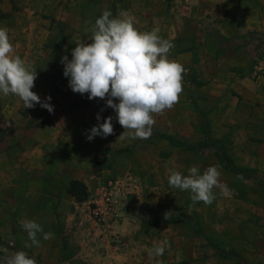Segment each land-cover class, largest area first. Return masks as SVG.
<instances>
[{"label": "rangeland", "instance_id": "rangeland-1", "mask_svg": "<svg viewBox=\"0 0 264 264\" xmlns=\"http://www.w3.org/2000/svg\"><path fill=\"white\" fill-rule=\"evenodd\" d=\"M136 3L140 5L136 0H0V27H7L9 36H13L14 41L20 44V58L36 67L37 79L32 91L41 100L50 96L49 103L54 109L49 113L39 104L31 109L23 108L18 97L0 94V247L8 249L7 255L24 251L35 259L36 264H51L47 262L57 259L55 250L43 249V233L37 234L40 247H24L25 242H31L21 221L33 220L41 226L48 222L49 218L42 210L36 212L31 208L34 203L47 205L43 196L36 197L31 190L36 186L34 177L39 172H53L60 169L59 164L72 175L83 173L89 167L92 175L100 177L99 184L108 179L130 177L133 185L141 188L140 199L150 203L152 208L159 206L187 210L191 219L203 226L205 239L210 244L226 241L227 238L232 240V232L243 228L244 224H250L252 218L264 219V153H256L261 146L255 145L253 141H249L252 144L234 143L238 130L235 126L241 127L247 123L250 113L240 108L229 116L225 115L223 105H227L229 98L219 93L206 94L205 91L200 93L191 89L201 87L206 82L184 75L179 103L171 110L154 116L156 123L152 130L185 144H195L202 139L201 122L204 121L211 139L221 144L228 138V143L221 144L225 154L236 166L250 174V178L243 179L229 172L217 160L214 148L203 146L197 152L184 151L153 134L149 139L135 140L145 145L142 150L132 153L134 145L127 144L134 140L118 138L124 129L119 125L115 111L108 107L105 114L87 113L85 108L96 99L89 100L87 94L74 93L68 86L69 78L63 75L61 57L66 55L71 59L75 41H91V29L104 10L111 11L115 18L121 11L135 8ZM106 99L97 100L100 105L104 101L106 106ZM114 102L118 103L116 100ZM74 110L83 111L84 114H79L85 121H93L94 126L111 116L113 134L96 136L89 141L86 138L89 127L85 126V122L82 130L85 145L82 148L76 146L73 140L52 141L53 130L48 129L50 123L59 121L63 115V118L67 116L73 120L75 115L71 112ZM97 114L100 116L99 121ZM260 115L259 110L256 111L255 116ZM225 118L229 119L228 125H225ZM65 132H69L74 139L80 133L75 129ZM240 133L244 142L255 134L254 130L245 129ZM109 144H115L116 147L108 152ZM59 148H66L67 152H74L78 148L77 157L81 155L79 165L74 168L68 158L58 162L54 154L55 149ZM99 158L105 165L104 172H100L96 166V159ZM194 166L200 170V174L209 166H219L220 181L230 190L229 195H221V190L216 188L213 190L216 199L212 204L200 202L193 205L189 191L169 186L170 170L188 175V169ZM12 195L16 202L12 200ZM4 255L0 252V258Z\"/></svg>", "mask_w": 264, "mask_h": 264}, {"label": "crops", "instance_id": "crops-1", "mask_svg": "<svg viewBox=\"0 0 264 264\" xmlns=\"http://www.w3.org/2000/svg\"><path fill=\"white\" fill-rule=\"evenodd\" d=\"M136 1L140 5L136 3L135 8L121 12L134 17L138 30L151 31L159 28V35L175 45L170 51L169 59L184 66V75L206 82L201 87L191 89L200 93L205 91L206 94L219 93L220 96L229 98L227 105H223L225 115L229 116L240 108L250 113L247 123L241 127L235 126L238 130L235 132L237 138L234 143L252 144L249 141H253L255 145L261 146L256 153L262 155L264 81L257 85L250 78V68L264 46V0ZM10 40L15 47V54L19 56L20 44L14 41L13 36ZM99 103L96 99L91 106L85 108L87 113H107L109 108L104 106V101L102 105ZM258 110L261 115L255 116ZM79 112L84 114L81 110H74L71 112L75 115L73 120H69L66 115L63 118V115L59 121L50 123L48 129L53 130L50 139L68 142L73 140L76 146L82 148L85 145V134L82 133L84 123H87L85 126L90 130L94 122L88 123ZM228 120L225 118V125H228ZM71 129L80 132L75 139L69 132H65ZM242 129L254 130V137L249 136V140L244 142L240 133ZM224 142L228 143V138L221 144ZM127 145H134L131 151L135 153L142 150L145 144L134 140ZM108 147L109 152L116 146L109 144ZM78 151V148L74 152H67L66 148L55 149V159L61 163L68 158L76 168L81 158L80 154L77 157ZM101 159H96L97 168L104 172L106 168ZM59 165L60 169L53 172H39L34 177L36 186L31 190L36 197L43 196L47 203L45 206L38 203H34L37 206L31 205L36 212L42 210L49 218L46 224H42L44 233H54V238L43 240L44 250L51 248L57 253V259H51L47 263L156 264L157 260H162L163 264H264V219L252 218L250 224H244L243 228L239 227L232 232V240L227 238L226 241L210 244L205 239L203 226L191 219L187 210L159 206L152 208L150 203L140 199L141 188L138 186L132 188L124 202L122 222L116 228L123 246L118 250L110 248L104 235L92 222L84 214L75 213L73 207L86 199L76 202L68 194L70 181L83 184L87 196L90 192L96 193L100 187V177L92 175L89 167L83 173L72 175L64 166ZM12 200L16 202L14 195ZM164 240L170 244L164 255L156 258L149 256L148 249Z\"/></svg>", "mask_w": 264, "mask_h": 264}, {"label": "clouds", "instance_id": "clouds-1", "mask_svg": "<svg viewBox=\"0 0 264 264\" xmlns=\"http://www.w3.org/2000/svg\"><path fill=\"white\" fill-rule=\"evenodd\" d=\"M91 31L90 42L75 41L70 60L66 55L61 57L63 75L69 78L68 86L74 93L87 94L89 100L107 97L106 106L115 111L116 119L124 129L118 138L149 139L156 123L154 116L171 110L183 93L186 69L169 59L175 45L159 35V28L138 30L134 17L127 12L114 18L111 11L104 10ZM36 79L34 64L15 54L9 29L0 27V94L18 97L23 108L31 109L39 104L52 113L51 97L41 100L32 91ZM96 118L100 120L99 114ZM113 131L112 117L108 116L103 123L93 126L86 138L91 141L96 136L107 137ZM220 176L219 166H209L203 174L194 166L188 169V175L170 170L168 184L189 191L193 205L200 202L210 205L216 199L214 189H220L224 196L230 193L221 183ZM21 226L31 242H25V248L41 246L38 233H43L44 240L54 238V233H44L42 226L33 220H23ZM168 247L169 242L164 240L148 249V254L153 258L162 257ZM0 252L5 254L0 258V264H36L35 259L24 251L7 255L8 249L0 247ZM156 264H163V261L157 260Z\"/></svg>", "mask_w": 264, "mask_h": 264}, {"label": "built area", "instance_id": "built-area-1", "mask_svg": "<svg viewBox=\"0 0 264 264\" xmlns=\"http://www.w3.org/2000/svg\"><path fill=\"white\" fill-rule=\"evenodd\" d=\"M250 78L259 85L264 81V47L250 68ZM133 185L130 177L124 179H108L100 183L96 193H91L86 200L75 205L76 214H84L92 224L104 235L110 248L115 250L123 246V241L116 231L121 224L124 202L131 194Z\"/></svg>", "mask_w": 264, "mask_h": 264}, {"label": "trees", "instance_id": "trees-1", "mask_svg": "<svg viewBox=\"0 0 264 264\" xmlns=\"http://www.w3.org/2000/svg\"><path fill=\"white\" fill-rule=\"evenodd\" d=\"M153 136L156 138H163L167 141V143L173 147L179 148L184 151H191V152H197L199 151L203 146L214 148V154L219 161V163L224 166L229 172L235 174L236 176L247 179L250 178L251 175L244 172L241 168L236 166L234 162L228 157L223 149V146L218 142L209 137L208 131H207V125L203 121L201 122V133H202V139L195 144H185L182 142H179L175 139H173L170 136L155 133L153 130ZM97 166V165H96ZM68 194L73 197V199L76 202H82L86 199L87 193L85 191V187L83 184L77 182V181H70L68 185Z\"/></svg>", "mask_w": 264, "mask_h": 264}]
</instances>
